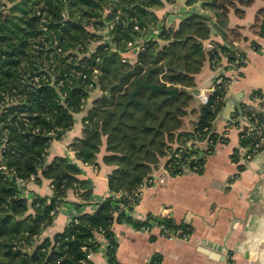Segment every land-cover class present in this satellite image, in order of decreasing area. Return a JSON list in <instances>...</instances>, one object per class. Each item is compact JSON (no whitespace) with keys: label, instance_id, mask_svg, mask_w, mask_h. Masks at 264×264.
<instances>
[{"label":"trees","instance_id":"1","mask_svg":"<svg viewBox=\"0 0 264 264\" xmlns=\"http://www.w3.org/2000/svg\"><path fill=\"white\" fill-rule=\"evenodd\" d=\"M235 1L209 0L206 5L216 9L224 24ZM163 4V0H0V264H89V256L103 244L98 235L108 243V263L121 264L116 257V223L132 224L137 230L163 226L189 236L188 226L172 216L148 214L145 220L136 219L130 199L117 197L133 195L160 159L173 150L186 147L183 159L198 154L188 143L208 138L224 103L225 93L218 87L210 103L201 105L194 129L182 130L192 102L186 88L194 83L192 76L205 60L197 39L210 34L208 20L197 14L175 30L160 28V38L167 44L159 48L150 42L137 55L142 79L130 76L113 86L122 72L133 67L126 68L118 54L129 51L130 41L158 29L159 20L151 10ZM117 15L120 19L116 21ZM111 23L113 45H98L103 39L100 31ZM93 45L96 51L87 56L88 46ZM219 48L228 59L234 58L236 51ZM210 56L221 61L217 49ZM105 79L103 102L89 114L91 91ZM136 80L167 89L181 87L174 96L142 87L130 101ZM86 109L84 136L70 148L82 164L98 165L106 138L104 162L114 166L109 175L111 193L95 204L93 186L80 177L79 164L69 157L48 161L53 142L61 140L74 127L75 115ZM244 109L239 107L238 113ZM209 139L215 142L217 136L210 134ZM175 143L178 147L174 149ZM197 160L202 167L204 157ZM31 176L37 183L48 180L53 194H35L32 201L24 197L16 179ZM71 190L81 199L74 203L76 214L62 232L44 237ZM91 205L95 206L93 213L84 210ZM155 261L160 264L158 256Z\"/></svg>","mask_w":264,"mask_h":264},{"label":"crops","instance_id":"2","mask_svg":"<svg viewBox=\"0 0 264 264\" xmlns=\"http://www.w3.org/2000/svg\"><path fill=\"white\" fill-rule=\"evenodd\" d=\"M208 1L163 0L162 7L150 10L159 20V30L163 27L175 30L192 14L206 18L210 27L207 38L197 39L203 45L205 60L192 76L194 83L186 88L192 102L184 118V131H192L199 119L202 104L197 93L209 91L218 76L228 73V57L219 46L247 55L242 77L226 93L214 123L216 132L225 135L226 140L209 153L204 143L194 141L192 147L198 154H204L202 170L176 176L165 174L166 182L148 187L134 208L133 216L139 220H145L148 214L172 216L178 224L188 226V238L164 236L157 225L149 230L148 227L137 230L132 224L116 223V257L121 264H149L156 256L160 264H264V152L246 165L233 159L241 145L240 135L251 122L238 115L239 107L247 103H264V35L261 34L264 0H236L228 8L224 24L219 22L216 9L206 5ZM157 35L156 43L161 48L167 41L162 40L159 33ZM215 49L221 57L219 62L210 56ZM135 52L127 51L126 56L135 61L138 55ZM98 93L90 97L88 107ZM87 113L86 109L76 114L74 127L61 140L53 142L48 161L69 157L79 164L80 177L93 186L91 199L95 204L110 195L109 175L114 166L104 162L108 154L106 138L98 154V165L82 164L70 148L75 140L84 136ZM173 146L174 149L178 147L176 143ZM166 155L148 177L154 173L163 174L170 154ZM35 194L50 197L53 194L50 182L43 179L40 183H32L26 197L32 201ZM77 202L81 199L73 190L69 191L53 224L44 231V237H53L65 229ZM84 210L93 213L95 206H86ZM178 232L180 235L181 231ZM98 237L103 244L91 255L89 264H109L108 243L102 235Z\"/></svg>","mask_w":264,"mask_h":264},{"label":"built area","instance_id":"3","mask_svg":"<svg viewBox=\"0 0 264 264\" xmlns=\"http://www.w3.org/2000/svg\"><path fill=\"white\" fill-rule=\"evenodd\" d=\"M105 13H108L107 9L105 10ZM120 13V11L118 12ZM120 17L117 15L115 17V20H119ZM114 24L111 23L108 25L105 29L101 30L100 33L103 37L102 41L99 42L98 45L101 44H110L111 46L113 45L111 42V30L113 29ZM160 27V26H159ZM158 28V27H157ZM134 30L139 31V26L134 25ZM160 30L158 29H151V32H149L147 35L138 37L134 41H130L128 43L129 46V51H138L139 49H144L149 46L150 42H156L158 41L156 36L157 33H159ZM138 40V41H137ZM56 42L54 45L56 46ZM97 45V46H98ZM107 45V46H108ZM96 46H88V50L86 55H90L91 52L94 53L96 51ZM114 49V48H113ZM58 53H63L60 48L57 49ZM127 52H120L121 54V61L124 64H131L132 66L134 65V61L126 56ZM248 62V57L245 53L241 51H236L234 54L233 59H228L227 63V68L226 72L220 76H218L215 80V83L209 91H199L197 93V97L199 101L201 102L202 105H208L211 100V95H213L218 87L223 88V93L224 96L221 98V101L224 102L225 95L229 91L230 87L236 83L241 77H242V71L245 67V65ZM54 80V77L52 78ZM38 81V78L36 79V82ZM61 84V83H60ZM93 85H91V88ZM99 92V88H95L93 91H91V96L94 95L96 92ZM259 98V97H257ZM259 100V99H256ZM245 106L246 109H244L243 113H239L238 115H241L242 117H245L246 119L250 120V124L248 125L247 129H244L240 135L241 138V145L238 151L234 153V156L237 158L238 163H242V165H246L250 161H252L257 155L261 154L264 152V103L261 101L259 104L258 103H253V104H242L240 107ZM261 114V115H260ZM87 123V122H86ZM210 134H215L217 136V141L214 142V140L209 139ZM209 136L207 139L204 141H197V143H204L205 144V149H207L208 153L212 151L211 149L215 148L216 145L219 143H224L226 140L225 135L223 134H218L216 132V129L213 128L211 132L209 133ZM194 141H191L188 143V146L192 147ZM186 147H183L180 151L178 152H172L169 157L167 158V161L164 164L163 167V174H157L154 173L150 177L146 178L144 182L140 185V187L134 192L133 195L123 193L119 197H128L130 199V203L133 206H136L140 199L142 198L144 191L156 184H163L166 182L165 174L171 175V176H176V175H182L186 173H198L199 170L202 168L198 164V155H192L189 158L183 159V150H185ZM2 169H5L2 167ZM18 186L22 189L24 197L27 195V191L29 186L32 183L36 182L35 176H31L30 179H16ZM50 188L53 191V185L50 184ZM124 207V205H122ZM60 210V209H59ZM73 214H76V210L74 209ZM71 215V216H72ZM162 231L164 236H168L170 238H176L178 236H181L183 238H188L187 234H182L179 235V232L176 231H168L164 230L163 226H159ZM148 230L150 229L149 227L147 228ZM91 257V255L89 256ZM149 264H157L155 261V258H151L149 261Z\"/></svg>","mask_w":264,"mask_h":264},{"label":"water","instance_id":"4","mask_svg":"<svg viewBox=\"0 0 264 264\" xmlns=\"http://www.w3.org/2000/svg\"><path fill=\"white\" fill-rule=\"evenodd\" d=\"M180 2H183V0H178ZM6 13H9L8 11ZM141 71V65L138 63V60L136 59L134 61V65L131 69L125 71V72H122L121 73V76L119 77V81L117 83H115L113 86H120L121 83H122V79L123 78H126V77H130V76H136L140 73ZM135 88L130 92V101L133 100L135 94L142 88V87H146V88H149L151 90H159V91H162L164 93H167V94H171V96H174L176 95L179 91H180V88L176 87V88H172V89H167V88H164L162 85H156V84H150L148 82V80H145L143 82L139 81V80H136L135 81ZM111 90H112V87H110L106 94L108 96L111 95ZM199 156L200 157H203L204 154L203 153H199Z\"/></svg>","mask_w":264,"mask_h":264},{"label":"rangeland","instance_id":"5","mask_svg":"<svg viewBox=\"0 0 264 264\" xmlns=\"http://www.w3.org/2000/svg\"><path fill=\"white\" fill-rule=\"evenodd\" d=\"M145 50H146V48H144V49L142 48V49H139L138 51H136L135 53L139 55V54L145 52ZM118 55L121 58V54H118ZM124 65L126 66V68H129L130 67L129 63L124 64ZM137 77H139V79H142V76L141 75H138ZM155 80H156V78H155ZM106 82H107L106 79L105 80H102L100 82V84H99V88H100L99 89V93L93 99V102H92L91 107H89V114H90V111L92 110V108H94L95 106H99L100 104H102L103 100H101L100 98H103V94H104V90L103 89L106 86ZM166 157H167V155L164 156V158H166Z\"/></svg>","mask_w":264,"mask_h":264}]
</instances>
